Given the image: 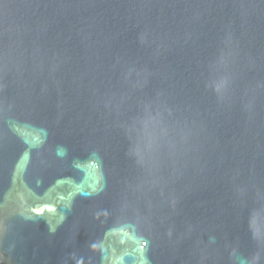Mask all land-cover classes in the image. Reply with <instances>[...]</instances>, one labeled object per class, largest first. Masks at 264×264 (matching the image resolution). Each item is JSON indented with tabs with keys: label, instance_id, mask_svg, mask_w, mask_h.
Returning a JSON list of instances; mask_svg holds the SVG:
<instances>
[{
	"label": "water",
	"instance_id": "water-1",
	"mask_svg": "<svg viewBox=\"0 0 264 264\" xmlns=\"http://www.w3.org/2000/svg\"><path fill=\"white\" fill-rule=\"evenodd\" d=\"M0 264H264V0H0Z\"/></svg>",
	"mask_w": 264,
	"mask_h": 264
}]
</instances>
